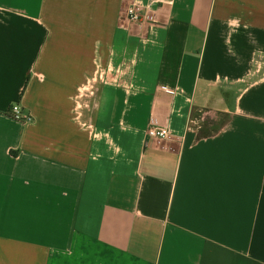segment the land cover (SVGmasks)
<instances>
[{
    "label": "crops",
    "instance_id": "0c3cea01",
    "mask_svg": "<svg viewBox=\"0 0 264 264\" xmlns=\"http://www.w3.org/2000/svg\"><path fill=\"white\" fill-rule=\"evenodd\" d=\"M0 264H264V0H0Z\"/></svg>",
    "mask_w": 264,
    "mask_h": 264
},
{
    "label": "built area",
    "instance_id": "2783aa9c",
    "mask_svg": "<svg viewBox=\"0 0 264 264\" xmlns=\"http://www.w3.org/2000/svg\"><path fill=\"white\" fill-rule=\"evenodd\" d=\"M122 15L129 21L137 23L141 28L146 24H152L156 21L154 14L148 8L138 2H132L123 11ZM11 113L14 118L24 123H30L34 120L30 113H24L19 103H16L12 106ZM147 133L158 144H161L163 141L172 138V132L170 128L167 125L161 124L155 116L151 117Z\"/></svg>",
    "mask_w": 264,
    "mask_h": 264
}]
</instances>
